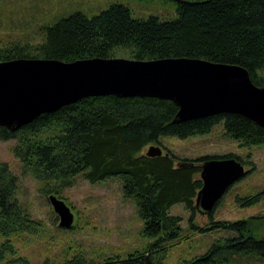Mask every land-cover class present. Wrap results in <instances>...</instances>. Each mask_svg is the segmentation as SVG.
Instances as JSON below:
<instances>
[{"label": "trees", "instance_id": "obj_1", "mask_svg": "<svg viewBox=\"0 0 264 264\" xmlns=\"http://www.w3.org/2000/svg\"><path fill=\"white\" fill-rule=\"evenodd\" d=\"M43 38L31 43H0V59L20 56L70 60L89 56L155 58L196 56L244 66L252 80L264 85V0H178L174 17L133 16L130 7L112 2L98 12L81 10L41 26ZM177 104L169 98L113 93L89 95L41 112L15 130L0 125V138H15L12 153L21 170L43 192L61 195L81 174L90 182L111 176L120 179L124 198L133 201L141 221L142 247L126 252L99 246L75 245L57 258L33 262L20 252L17 236H37L43 229L16 195L18 176L0 160V264H169L168 254L182 234L181 216L169 208L181 202L190 209L188 228H226L233 231L200 253L181 256L176 264H245L242 259L264 260V214L236 220L214 218L207 225L193 220L194 197L202 180L200 162L209 157L234 156L252 170L250 154L235 152L179 157L147 155L144 147L159 143L161 135L187 137L209 133L221 122L223 133L240 145L264 143V125L237 112H218L172 121ZM178 160L192 163L180 165ZM240 204L264 200V186L253 194L237 195ZM62 229H71L60 226ZM29 241V240H26ZM26 241L24 243H26ZM70 248V247H69Z\"/></svg>", "mask_w": 264, "mask_h": 264}, {"label": "rangeland", "instance_id": "obj_2", "mask_svg": "<svg viewBox=\"0 0 264 264\" xmlns=\"http://www.w3.org/2000/svg\"><path fill=\"white\" fill-rule=\"evenodd\" d=\"M112 2L127 4L133 16L145 17L152 14L171 18L176 13L178 0H0V43L9 40L38 42L44 36L42 25L72 10L95 13ZM121 54L124 52L117 53ZM160 141L161 144H157L179 157L222 154L228 151L243 158L250 154L254 168L229 185L217 201L212 214L214 218L229 220L251 214H264V200L240 204L236 199L237 195L253 194L264 186V143L240 145L237 139L223 133L221 122L206 134L187 137L161 135ZM14 142L15 138H0V160L7 162L18 176L16 195L34 217L41 219L44 226L40 234L29 236V239L26 234L17 236L16 244L20 252L37 262L45 256H62L75 245L84 246L89 250L107 246L109 249L117 248L120 252L142 247L144 238L140 234L141 221L135 212L133 201L122 196L120 179L117 176L96 182L88 181L81 174L74 177V182L58 195L74 212L75 227L65 230L58 224L59 217L50 204L48 193L40 191L36 180L28 173L22 172L19 159L11 151ZM148 145L144 147L143 152ZM169 211L181 216L183 229L168 254L169 264H176L181 256L200 253L234 233L221 227L189 229L188 218L191 210L185 208L181 202L172 204ZM193 220L198 225H207L208 216L195 208ZM242 261L245 264H264V260L253 258Z\"/></svg>", "mask_w": 264, "mask_h": 264}, {"label": "water", "instance_id": "obj_3", "mask_svg": "<svg viewBox=\"0 0 264 264\" xmlns=\"http://www.w3.org/2000/svg\"><path fill=\"white\" fill-rule=\"evenodd\" d=\"M108 93L172 99L177 104L172 121L237 112L264 125V85L255 83L240 64L196 56L0 59V125L9 130L19 128L41 112L85 96ZM145 153L161 154L162 147L150 143ZM247 171L234 156L203 159L195 207L202 213L210 212L229 185ZM48 199L59 217V226L71 227L74 212L69 204L55 192H49ZM146 263L150 264L147 255Z\"/></svg>", "mask_w": 264, "mask_h": 264}, {"label": "flooded vegetation", "instance_id": "obj_4", "mask_svg": "<svg viewBox=\"0 0 264 264\" xmlns=\"http://www.w3.org/2000/svg\"><path fill=\"white\" fill-rule=\"evenodd\" d=\"M165 151H166V150H165V149L163 148V146H162V152H165ZM167 152H168V151H167ZM239 160H240V159H239ZM240 161H241V160H240ZM201 162H202V161H201ZM243 164H244V163H243ZM244 166L247 167V169L249 170V168H248L249 166H246V165H244ZM247 173H248V171H247L245 174H247ZM245 174H244V175H245Z\"/></svg>", "mask_w": 264, "mask_h": 264}]
</instances>
